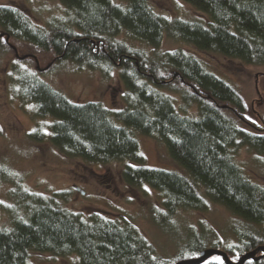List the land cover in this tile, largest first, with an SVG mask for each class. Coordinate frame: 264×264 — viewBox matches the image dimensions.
Returning <instances> with one entry per match:
<instances>
[{
  "label": "trees",
  "instance_id": "16d2710c",
  "mask_svg": "<svg viewBox=\"0 0 264 264\" xmlns=\"http://www.w3.org/2000/svg\"><path fill=\"white\" fill-rule=\"evenodd\" d=\"M58 1L68 16L48 29L35 26L17 8L0 5V42L7 36L51 52V66L71 60L104 77L117 67L124 106L109 110L99 102H70L34 73L14 65L17 95L32 104L34 117L49 121L48 139L56 149L87 162H121L120 178L126 185H146L159 194L162 210L152 208L150 219L161 228L171 227L176 211L202 212L208 202L247 223L264 224V187L233 159L242 145L264 156V120L262 128L249 121L237 90L192 55L181 49L157 52L167 34L198 51L264 67V0H182L202 12L207 23L156 14L148 0ZM120 34L155 54L147 57L118 40ZM162 88L180 95L181 105ZM193 105L195 113L188 114L185 108ZM134 132L162 143L180 171L146 166ZM29 136L41 140L44 134L38 127ZM60 200H67V192L47 197L18 192L22 213L9 212L10 228L0 227V264H31L30 252L75 255L80 264H171L131 222L70 211ZM235 233L236 241L221 249L231 260L264 245V237L249 230ZM205 237L189 232L172 264L208 248ZM201 264L224 263L213 255ZM243 264H264V256Z\"/></svg>",
  "mask_w": 264,
  "mask_h": 264
},
{
  "label": "rangeland",
  "instance_id": "374dc122",
  "mask_svg": "<svg viewBox=\"0 0 264 264\" xmlns=\"http://www.w3.org/2000/svg\"><path fill=\"white\" fill-rule=\"evenodd\" d=\"M119 2V0H114ZM151 9L167 18L207 23L206 16L182 0H148ZM20 10L37 27L48 29L62 22L68 14L58 0H0ZM2 32L0 28V33ZM131 47L142 50L147 57L155 54L148 46L130 41L124 34L118 36ZM0 42V227L9 229V212L21 214L22 204L17 203L19 191L41 196L67 192V200L59 203L66 209L84 215L100 213L119 222H131L152 245L155 253L173 262L189 232L205 234L204 247L224 249L236 241L235 229L249 230L264 237V224L247 223L216 203L208 202L205 211L181 209L171 217V227L161 228L150 219L152 208L162 210L159 194L143 185L133 188L120 178L121 162L106 164L87 162L78 157H68L59 152L48 139L45 119L34 117L33 106L21 100L13 82L12 67L37 75L43 82L73 103L99 102L109 110L124 106L123 87L118 68L112 66L108 76L99 70L79 66L71 60L52 65V53L44 52L22 40ZM181 49L198 59L206 70L235 88L246 105L245 117L262 128L264 120V67L248 65L220 54L198 51L191 45L165 34L157 52ZM51 66V67H50ZM16 74V72H15ZM162 92L181 105L180 95L162 88ZM188 114L195 107L185 108ZM262 120V121H263ZM238 127L255 132L245 123ZM116 125H122L116 121ZM38 127L43 131L41 140L29 134ZM138 150L146 166L180 169L169 158L165 147L154 137L134 132ZM234 162L253 182L264 187V156L242 145L233 156ZM260 246V245H259ZM259 254V253H257ZM31 264H80L75 255L54 256L49 253L30 252ZM234 261V260H233Z\"/></svg>",
  "mask_w": 264,
  "mask_h": 264
},
{
  "label": "water",
  "instance_id": "95a60500",
  "mask_svg": "<svg viewBox=\"0 0 264 264\" xmlns=\"http://www.w3.org/2000/svg\"><path fill=\"white\" fill-rule=\"evenodd\" d=\"M7 40V37L5 38ZM260 253V254H257ZM216 255L222 258L224 264H243L246 260H257L264 256V245L257 246L241 254L236 260H231L225 251L217 248H203L198 254L191 258H184L174 262V264H201L207 258Z\"/></svg>",
  "mask_w": 264,
  "mask_h": 264
},
{
  "label": "bare ground",
  "instance_id": "6f19581e",
  "mask_svg": "<svg viewBox=\"0 0 264 264\" xmlns=\"http://www.w3.org/2000/svg\"><path fill=\"white\" fill-rule=\"evenodd\" d=\"M7 36H5V38H6Z\"/></svg>",
  "mask_w": 264,
  "mask_h": 264
}]
</instances>
